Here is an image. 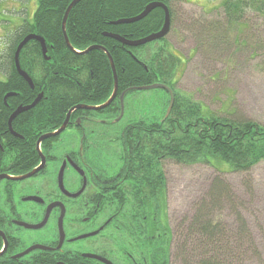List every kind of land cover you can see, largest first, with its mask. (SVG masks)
<instances>
[{
  "label": "trees",
  "instance_id": "trees-1",
  "mask_svg": "<svg viewBox=\"0 0 264 264\" xmlns=\"http://www.w3.org/2000/svg\"><path fill=\"white\" fill-rule=\"evenodd\" d=\"M70 1L36 0L30 17L26 8L3 11L0 3V27L4 29L0 38L7 40L0 54V144L3 150L22 148L26 153L28 148L34 147L41 133L62 123L65 112L73 104H100L109 97L114 77L107 54L98 48L80 52L99 46L107 50L115 64L118 93L156 82L169 85L174 93L173 105L163 120L150 116L146 120L133 118L124 126L123 123L111 128L99 125V139H122L117 143L122 154L118 156L116 150L111 155L115 162L110 159L107 162L127 172V182L123 185L127 217L159 212L161 198L166 195L164 160L185 165L205 163L220 173L226 171L225 166L231 171L245 172L264 160V125L247 118L239 119L232 113L218 115L189 93L173 89L180 61L166 42L161 43L164 39L157 40L158 45L149 48L148 53L144 49L151 43L131 47L105 35L115 33L132 40L158 31L164 22V11L159 7L139 21L121 24L112 21L131 18L150 2L161 1L169 8L172 23L173 12L168 0H78L68 12L65 31L70 44L80 53L65 45L61 32V20ZM220 8L223 34L235 32L237 38L245 28L248 11L264 17V0H222ZM28 33L44 38L47 56H50L45 60L39 43L34 40L26 42L20 50V68L32 78L33 88L18 74L13 58L16 45ZM155 91L159 92L155 93L157 102L166 96L165 111L168 94L160 89ZM8 92L14 95L7 96L4 102L3 97ZM39 92L43 93L39 103L11 121L13 130L22 137L8 133L9 115L18 105L32 102ZM105 112L113 110L107 107ZM28 165L30 163H21L16 172L21 173ZM223 185L220 177L214 178L203 199L193 205L189 217L176 224V238L171 248L160 250L159 258L153 254L147 264H169L170 260L180 264H247L254 262L255 257L264 264L239 213L236 223L214 219L211 215L210 208L227 193ZM163 237L159 232L157 241Z\"/></svg>",
  "mask_w": 264,
  "mask_h": 264
},
{
  "label": "flooded vegetation",
  "instance_id": "flooded-vegetation-1",
  "mask_svg": "<svg viewBox=\"0 0 264 264\" xmlns=\"http://www.w3.org/2000/svg\"><path fill=\"white\" fill-rule=\"evenodd\" d=\"M130 96L117 92L104 110L73 109L59 135L36 147L38 136L26 153L22 148L3 150L0 144L1 174L21 177L40 167L22 179L0 178V264H147L133 249L158 240L156 213L126 216L127 172L107 162L121 151L117 143L122 139H99V125L113 127L107 124L117 118L122 102L125 113ZM107 107L113 112H105ZM104 144L106 149L114 145L105 157ZM23 162L30 166L16 172Z\"/></svg>",
  "mask_w": 264,
  "mask_h": 264
},
{
  "label": "rangeland",
  "instance_id": "rangeland-1",
  "mask_svg": "<svg viewBox=\"0 0 264 264\" xmlns=\"http://www.w3.org/2000/svg\"><path fill=\"white\" fill-rule=\"evenodd\" d=\"M221 1L168 0L173 20L161 43L166 42L168 49L180 61L173 89L189 93L194 100L218 115L232 113L239 119L247 118L264 125V17L248 11L245 14V28L238 38L235 32L224 35ZM0 3L3 11H22L26 8L29 17L36 8V0H0ZM3 32L4 29L0 27V35ZM6 41L0 38V54ZM157 45V42L151 43L144 50L148 52L149 48ZM155 93L159 94L153 89L129 93L131 103L125 105V119L121 121L123 126L128 118L146 120L159 115L160 106L161 114L164 112L166 96H163L161 104L157 102ZM113 146L108 145L107 149L105 146L104 157L106 153L113 152ZM120 154L121 151L118 156ZM162 168L166 195L161 198L156 222L158 232L163 233L164 237L150 246H135L136 258L144 255L150 262L153 254L159 258L160 250L170 249L176 238V224L189 217L193 205L203 199L218 176L227 193L210 208L211 215L214 219L218 217L236 223L239 213L264 261V160L245 172L231 171L225 166L226 171L220 173L209 164L185 165L171 159L164 160ZM169 264L180 263L170 260ZM247 264L262 263L255 257L254 262Z\"/></svg>",
  "mask_w": 264,
  "mask_h": 264
},
{
  "label": "water",
  "instance_id": "water-1",
  "mask_svg": "<svg viewBox=\"0 0 264 264\" xmlns=\"http://www.w3.org/2000/svg\"><path fill=\"white\" fill-rule=\"evenodd\" d=\"M78 0H71L70 3L67 5V8L65 9L64 11V15L62 17V20H61V32L63 34V37H64V42H65V45H67V47L72 50V51H75V49L73 48V46L70 44V42L68 41V37H67V34H66V31H65V22H66V19H67V15H68V12L69 10L76 4L78 3L77 2ZM155 7H159L161 9H163L164 11V16H163V19H164V22L161 26V28L159 29V31H156V32H153V34H149L147 36H144L143 38H140V39H132V40H129V39H126L124 38L123 36L121 37L120 35L118 34H115V33H105L106 36L108 37H112L114 38L115 40H117L118 42H121L125 45H128V46H141L145 43H148V42H152L154 40H157V39H161L163 38L167 33H168V29H169V24H170V19H169V8H167V6L165 5V3H162V2H157V1H152L150 2L149 4H147L146 6H144V8L142 9V12L138 15H135V16H132L131 18H121V19H118V20H115V21H112V23L114 24H121V23H132V22H135V21H139L140 19H142V17L146 16L149 12L152 11L153 8ZM29 40H34V41H38L39 43V46H41V54H42V57H44L45 60H48L50 58V56H46V53H47V47L45 46V41H44V38L40 35H35V34H32V33H29V34H26V36L16 45V51L14 52V67L16 68V71L18 72V74L27 82V84L33 88V81H32V78L29 77V75L26 74L25 71L22 70V68H20V65H19V58H18V54L20 52V50L23 48V46L26 44V42H28ZM97 48H99L98 46H96ZM93 48L92 46L86 48L85 50H82L80 51L81 53H85L87 51H90V49ZM77 52V51H75ZM80 52H77V53H80ZM105 53L107 54V57H108V60H109V64L111 65V70H112V75L114 76V80H113V90L111 92V94L109 95V97L107 98L106 101L103 102V104L101 105H94L93 107L92 106H86V105H74L72 106L71 110L68 111V113L66 114L65 116V120L63 121L62 125L57 128L56 130H53L51 131L50 133H43L41 134V136L36 140L37 142V146L36 147H39L40 144H41V141L43 139H47V138H51L52 136H56V135H59L63 129L65 128L67 122H68V117H69V114L71 113V111L75 108H88V109H103L104 106L108 105L111 101L114 100L115 98V95H116V92H117V75H116V71H115V64H113V60H112V57L111 55L107 52V50L105 51ZM161 88V89H164L166 92H168L169 94V105L167 107V110H166V113L165 115L168 114L169 110L171 109L172 107V103H173V99H174V95L173 93L171 92V89L163 84V83H156V84H152V85H145V86H142V87H136L137 89L139 90H145V89H155V88ZM10 95H14L13 92H8L4 97H3V101H5V99L7 98V96H10ZM43 93L42 92H39V94L33 99V101L31 103H29L28 105H18V107H16L13 112L9 115L8 117V130L10 132H12L14 135H17V132H15L12 128V120L17 117L20 113L22 112H25V111H28L30 108L34 107L36 104L39 103L40 101V98L42 97ZM122 94H121V99H122ZM120 116V115H119ZM40 167H37V168H34L32 169L31 172H28L26 173L25 175H22L21 177H17V176H9V175H6V174H0V178H3V177H6V178H12V179H22V177H29L32 175L33 172L37 171ZM29 251V250H28Z\"/></svg>",
  "mask_w": 264,
  "mask_h": 264
},
{
  "label": "bare ground",
  "instance_id": "bare-ground-1",
  "mask_svg": "<svg viewBox=\"0 0 264 264\" xmlns=\"http://www.w3.org/2000/svg\"><path fill=\"white\" fill-rule=\"evenodd\" d=\"M153 34V33H152ZM93 48H97L96 46H92ZM99 47V46H98ZM93 48H91V49H93ZM98 49H102L104 52H105V49L103 48V47H99ZM106 54V53H105ZM133 57L135 58V59H137V57L135 56V55H133ZM31 103V102H30Z\"/></svg>",
  "mask_w": 264,
  "mask_h": 264
}]
</instances>
